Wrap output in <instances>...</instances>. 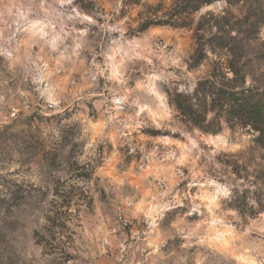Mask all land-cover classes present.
<instances>
[{
  "label": "clouds",
  "instance_id": "9594fccd",
  "mask_svg": "<svg viewBox=\"0 0 264 264\" xmlns=\"http://www.w3.org/2000/svg\"><path fill=\"white\" fill-rule=\"evenodd\" d=\"M261 9L0 0V264H264Z\"/></svg>",
  "mask_w": 264,
  "mask_h": 264
},
{
  "label": "rangeland",
  "instance_id": "374dc122",
  "mask_svg": "<svg viewBox=\"0 0 264 264\" xmlns=\"http://www.w3.org/2000/svg\"><path fill=\"white\" fill-rule=\"evenodd\" d=\"M261 13L264 14V9H261ZM221 31H223V29H221ZM211 43H213L215 47L223 48L227 45V40L225 37H215ZM241 264H244L243 260L241 261Z\"/></svg>",
  "mask_w": 264,
  "mask_h": 264
}]
</instances>
